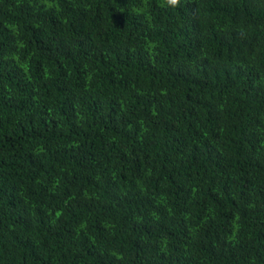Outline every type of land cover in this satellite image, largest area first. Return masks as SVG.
Listing matches in <instances>:
<instances>
[{"label": "trees", "instance_id": "1", "mask_svg": "<svg viewBox=\"0 0 264 264\" xmlns=\"http://www.w3.org/2000/svg\"><path fill=\"white\" fill-rule=\"evenodd\" d=\"M0 264H264V0H0Z\"/></svg>", "mask_w": 264, "mask_h": 264}, {"label": "clouds", "instance_id": "2", "mask_svg": "<svg viewBox=\"0 0 264 264\" xmlns=\"http://www.w3.org/2000/svg\"><path fill=\"white\" fill-rule=\"evenodd\" d=\"M178 2H179V0H168V3L173 5V6L177 5Z\"/></svg>", "mask_w": 264, "mask_h": 264}]
</instances>
